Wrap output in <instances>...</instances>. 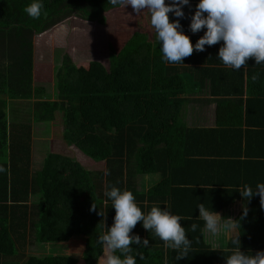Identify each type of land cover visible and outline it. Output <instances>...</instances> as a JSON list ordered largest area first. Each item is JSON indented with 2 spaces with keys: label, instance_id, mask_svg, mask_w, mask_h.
I'll return each mask as SVG.
<instances>
[{
  "label": "trees",
  "instance_id": "16d2710c",
  "mask_svg": "<svg viewBox=\"0 0 264 264\" xmlns=\"http://www.w3.org/2000/svg\"><path fill=\"white\" fill-rule=\"evenodd\" d=\"M198 2L190 0L180 21L191 41L204 34L188 29ZM31 3L0 0V264H106L108 253L97 238L113 224L115 210L104 195L110 186L131 191L145 214L161 205L183 217L181 226L192 243L187 257L179 259L176 251L138 222L132 234L148 239L149 247L131 245L143 257H137V264H225L237 246L236 238L224 250L212 249L205 242V222L197 207L203 203L218 213L241 198L250 208L264 207L259 195L249 200L240 195L251 186L248 173L260 169L242 162L240 149L224 152L232 135L241 142L244 131L255 132L242 130V115L244 109L259 108L261 100L243 96L256 88L264 90L262 74L251 79L264 64L248 59L238 71L226 68L213 53L219 43L185 58V66L170 65L162 61L147 11L126 26L118 14L133 10L114 8L109 0H42L39 19L25 13ZM72 16L106 29L107 60L76 63L64 54L56 68L54 93L48 95L34 84V38ZM169 18L171 22V14ZM206 82L217 105L216 128H188L181 118L189 102L186 97L203 92ZM15 102L30 103L27 122L10 117ZM234 105H239V128L226 121L225 112ZM58 116L62 144L77 156L49 147L41 166L33 171L32 125L53 123ZM254 125L256 134L263 136L264 123ZM77 151L104 163V170H86L90 163ZM154 174L160 181L145 194L138 193L136 177ZM235 221L240 224V250L252 255L264 251V211L248 209ZM193 223L198 225L195 232ZM75 236L85 239L77 259L26 253L31 239L44 245L67 243Z\"/></svg>",
  "mask_w": 264,
  "mask_h": 264
},
{
  "label": "clouds",
  "instance_id": "9594fccd",
  "mask_svg": "<svg viewBox=\"0 0 264 264\" xmlns=\"http://www.w3.org/2000/svg\"><path fill=\"white\" fill-rule=\"evenodd\" d=\"M114 8L131 7L138 15L144 11L150 14V24L155 30L162 53V61L170 65H184L183 60L193 52H204L205 46L222 42L217 54L223 66L238 71L246 65L248 59L255 64L264 63V0H199L194 14L190 17L189 31L204 34L193 45L190 37L184 34L181 20L185 19V6L190 7V0H109ZM44 5L42 0H32L25 8V13L32 19H39ZM169 14L173 19L170 22ZM185 66V65H184ZM0 171H3L0 168ZM106 175L109 174L107 171ZM104 195L111 201L115 210L113 224L97 241L107 251L106 264H137L139 253L131 245L148 248L149 240L132 234L137 223L144 230L151 231L158 239L179 254V259L187 257L192 243L186 229L181 226L183 217L173 215L169 208L156 205L145 214L136 203L131 191L110 186ZM240 195L249 200L255 195L261 198L264 205V183H258L255 190L245 186ZM107 203V200L105 201ZM95 210V206H92ZM199 217L205 222V230L215 236L221 228L226 233L234 232L240 224L221 216L203 203L198 207ZM247 215V209L244 210ZM191 231L198 225L193 223ZM237 246L231 250L225 264H264V251L255 255L240 250L239 236L233 241ZM136 252L134 255L133 253ZM119 253V255H117ZM123 257V258H122ZM143 259L142 256H139Z\"/></svg>",
  "mask_w": 264,
  "mask_h": 264
},
{
  "label": "rangeland",
  "instance_id": "374dc122",
  "mask_svg": "<svg viewBox=\"0 0 264 264\" xmlns=\"http://www.w3.org/2000/svg\"><path fill=\"white\" fill-rule=\"evenodd\" d=\"M118 16L122 17V21L126 26H131L132 22L135 21L134 17H138V20L143 17L142 14H134L131 11H122ZM108 45L107 32L102 26L84 23L74 16L67 18L50 31L34 38L35 86H41L48 95H53L56 68L59 67L61 57L64 54L69 55L76 63L89 60L105 61L108 56ZM186 98L191 103L196 102L195 97ZM29 104V102L11 103L10 117L13 115L17 123L27 122ZM13 111L15 112L13 113ZM184 113L182 110L183 117ZM32 129L33 171L39 169L42 164L41 158L49 152V147L52 151L62 153L68 151V155L74 154L73 156H77L70 151L71 149L69 150L62 144V125L59 116L53 123L46 125L33 124ZM77 153L81 154L80 151H77ZM83 156L90 163V166L85 167L86 170H104V163L93 162L85 155ZM136 179V190L145 194L147 188L152 186V181L149 182V178L145 176H137ZM32 200L35 201V198H32ZM206 239L211 241L212 236L207 235ZM84 245L85 241L76 237H73L67 243L44 245L35 244L31 239L26 253L29 256H70L77 259L81 256Z\"/></svg>",
  "mask_w": 264,
  "mask_h": 264
},
{
  "label": "crops",
  "instance_id": "0c3cea01",
  "mask_svg": "<svg viewBox=\"0 0 264 264\" xmlns=\"http://www.w3.org/2000/svg\"><path fill=\"white\" fill-rule=\"evenodd\" d=\"M191 42L194 45L197 42V40L191 41ZM213 53L218 54V50L213 49ZM195 54L196 52L194 51L192 56ZM244 70H245V73H244L245 90H247L248 77H247V70L245 67H244ZM256 74L257 75L253 76L251 79H260L259 77L260 74H262L261 76L264 77V68L258 69L256 71ZM256 93H259V94L264 93V90H260L259 88H256L248 96H246V93H244L243 99H247L249 97L257 101L261 100V103H259V108H251L249 112H247L244 109L243 115H242L243 116L242 121H243V127H244V128L242 127V130L244 131L245 129H249L250 132L253 130H255V132L246 134V132L244 131L241 142H238L237 135H232L228 139L231 145H229L228 150L224 151L228 154H231V153L234 154L240 149L242 153L240 157L241 161L247 164H250L249 166L252 165L255 168L260 169V170H253L252 172L248 173V175L250 176L249 183L251 184L252 187H256L258 183H264V167H263L264 166V134L263 136L256 134V131L258 130L256 128V125H254V123H258V124L264 123V94L258 95ZM187 97L189 98L195 97L194 99H196L195 100L196 102L195 101H194L195 103L188 102L184 105L183 107V111L185 112L184 117L181 115V118L184 124H186L188 128L215 129L216 119H217V113H216L217 105L213 97L210 96L209 82H206L205 89L203 90V92L196 94L195 96H187ZM225 114H227V116L229 117L226 119V121H228L231 126L239 128L237 124L238 122L237 120L239 119V105H234V107L227 109ZM224 117L226 116H223V118ZM246 122H248L249 125L244 124ZM233 133L236 134L235 131H233ZM245 151L248 152L249 155L244 154ZM225 159H235V158L227 157ZM145 177L149 178V182L152 181V186L156 185L160 181V177L158 174L145 175ZM234 183H235V180H234ZM152 186L147 188V190L150 189ZM147 190L145 191V193L147 192ZM137 192L141 193L138 190ZM245 209L254 210L258 214H261L264 211V207H260V206H254L253 208L248 207L246 203L244 202V199L241 198L237 200L234 204L230 205L228 208L218 212V214L221 216L222 219L230 218L233 221H235L236 217L240 213L244 212ZM202 231H203V235L205 238V242L209 244L212 247V249H215V250H224L228 242L232 239H235L239 235L238 228L232 233H226L221 228V230L215 236L209 234L205 230V227L203 228ZM207 235L212 236L211 241H207L206 239ZM75 237L81 238L83 239V241H85V239L82 236H75Z\"/></svg>",
  "mask_w": 264,
  "mask_h": 264
}]
</instances>
